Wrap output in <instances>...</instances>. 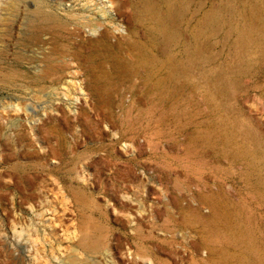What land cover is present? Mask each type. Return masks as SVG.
I'll use <instances>...</instances> for the list:
<instances>
[{"label":"rangeland","instance_id":"374dc122","mask_svg":"<svg viewBox=\"0 0 264 264\" xmlns=\"http://www.w3.org/2000/svg\"><path fill=\"white\" fill-rule=\"evenodd\" d=\"M79 262L264 264V0H0V264Z\"/></svg>","mask_w":264,"mask_h":264},{"label":"bare ground","instance_id":"6f19581e","mask_svg":"<svg viewBox=\"0 0 264 264\" xmlns=\"http://www.w3.org/2000/svg\"><path fill=\"white\" fill-rule=\"evenodd\" d=\"M104 39V37H103V35L101 36V37H99V38H96V39H94V38H89L88 39V41H87V43L90 45V44H97V43H101V41ZM103 43V42H102ZM217 211V210H216ZM218 213V212H217ZM214 214H215V211L213 212V216H214ZM212 215V214H211ZM218 215V214H217ZM216 215V216H217ZM211 218H214V217H211ZM78 246V245H77ZM76 250V249H75ZM77 251H75V253H76ZM78 252H79V249H78ZM76 255V254H75ZM74 255V256H75ZM73 256V255H72ZM87 261V260H86ZM75 262V261H74ZM84 262V261H83ZM82 262V263H83ZM80 263V262H79ZM81 264V263H80Z\"/></svg>","mask_w":264,"mask_h":264},{"label":"water","instance_id":"95a60500","mask_svg":"<svg viewBox=\"0 0 264 264\" xmlns=\"http://www.w3.org/2000/svg\"><path fill=\"white\" fill-rule=\"evenodd\" d=\"M85 42H86V39L82 38V39L80 40L79 44H81V45H83V46H86ZM96 101H98V100L96 99ZM214 211H215V210L212 209L210 213L206 214V216L212 217ZM211 214H212V215H211Z\"/></svg>","mask_w":264,"mask_h":264}]
</instances>
